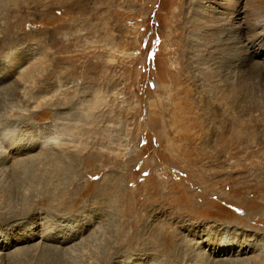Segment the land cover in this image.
Masks as SVG:
<instances>
[{"label":"rangeland","instance_id":"rangeland-1","mask_svg":"<svg viewBox=\"0 0 264 264\" xmlns=\"http://www.w3.org/2000/svg\"><path fill=\"white\" fill-rule=\"evenodd\" d=\"M57 1L65 6L49 15L25 14L0 51L7 65L13 53L38 48L37 67L49 69L33 96L47 99L22 110L12 100L7 110L35 112L22 128L28 134L57 129L53 149L31 152L39 160L21 155L14 170H0V193L13 191L18 206L33 210L0 222V264H196L194 252L208 264H236L227 255L210 261L209 236L260 244L264 264V112L244 106L241 127L238 112H206L205 78L189 63L188 0ZM3 84L0 97L11 100ZM184 92L194 112L163 111ZM220 124L242 140V152L205 142ZM42 225L50 234L39 241ZM30 232L36 239L25 238Z\"/></svg>","mask_w":264,"mask_h":264},{"label":"bare ground","instance_id":"bare-ground-1","mask_svg":"<svg viewBox=\"0 0 264 264\" xmlns=\"http://www.w3.org/2000/svg\"><path fill=\"white\" fill-rule=\"evenodd\" d=\"M235 2L239 3V0H188L185 12L189 21L187 25L189 31L186 33V37L191 55L189 63L193 66L195 63V71H198V74L205 78V80L202 78L203 81L198 82H200L199 85L203 90L202 96L204 95V97L202 98L206 112H231V114L238 112V116L233 118V121L236 120V126L241 127L240 123L246 114H243L246 112L244 106H248V113L264 112V54L259 52L264 46V0H250L249 3L247 2L248 4L245 3L244 6L239 7L240 10L236 9L238 7L234 4ZM39 3L43 6L42 8L34 0H0V51L7 44L4 40L8 36L7 34H10L14 29L17 30L24 23L25 14L30 12L36 16L38 12H41L46 16L51 13L52 9L65 6L63 2L57 0ZM205 23L207 25L202 26ZM16 41L20 42L18 35L11 42L14 43L13 46H16ZM37 51L39 50L36 47L28 48L24 52L13 53V51L12 58L9 60L10 63L0 65V81L4 82L3 87L8 85L5 91L7 89L12 92L11 100L7 97H0V170H3L6 164H10L14 170L16 165L22 161L19 158L21 155L39 160L40 157L31 156L33 154L31 152L34 150L41 151L46 145H49V150L53 149L51 141L54 138H50V136L54 132L57 133V129L52 130V125H44L37 128L36 133L33 131V134H28L22 128L27 125L29 119L37 117L35 112H16L17 116L12 117L13 112L7 110V107L11 105L9 102L12 100L19 105L17 108L21 110L29 109L33 105H37L36 109L43 100L46 101L48 95L47 93L45 95V92H42V95L33 96V91L38 89L42 76L49 69L46 66L42 69L37 67L36 62L42 61L40 58L37 59V56L40 55ZM166 84L168 83H164V86L159 90L167 96L170 89ZM2 91L1 89L0 92ZM189 98V95L186 94L183 97L184 102L179 100L178 103H169V106L164 107L163 111L169 112L170 108H174L175 110L171 112H194V107H192ZM166 99L168 98L166 97ZM95 106H97V102L89 107ZM88 116L90 118V115ZM12 119L20 120V123ZM225 126L220 124L219 129L217 126L211 128L209 131L211 133L210 139L205 142L213 143L218 151H224L229 155L232 152L234 154L235 152H242L245 147L242 140L229 138L231 129L227 128V124ZM183 128L182 132L184 133L185 129ZM71 131L74 132V128L71 127ZM214 135H216L217 141L212 140ZM171 146L173 148V145ZM49 183L47 182V184ZM12 188L14 187L12 186ZM7 190H2V192L9 193V197L2 193L4 200L3 198L0 200V222L3 224L16 219H26L32 215L33 210L22 205L26 201H22L18 206L17 202L13 201L14 198L11 199L14 194L13 191ZM15 193L18 195V191ZM2 194L0 193V195ZM21 194L19 191L20 196L17 198H20ZM24 196L26 198V194ZM23 197H21L22 200ZM43 225L37 235L39 241L45 239L50 232L46 227L43 228ZM34 234L30 232L25 238L32 241ZM204 241L207 243L206 248L208 249V255H206L211 259V262L220 260L226 255L236 258L229 259L236 264H258L262 260L259 256L261 245L250 240L241 238L236 242H229L227 237L223 236L215 244L209 236ZM192 254L198 260L196 264H208V262L201 260L202 255L199 253L194 252ZM0 255L2 254L0 253Z\"/></svg>","mask_w":264,"mask_h":264},{"label":"snow or ice","instance_id":"snow-or-ice-1","mask_svg":"<svg viewBox=\"0 0 264 264\" xmlns=\"http://www.w3.org/2000/svg\"><path fill=\"white\" fill-rule=\"evenodd\" d=\"M93 179H95V177Z\"/></svg>","mask_w":264,"mask_h":264}]
</instances>
